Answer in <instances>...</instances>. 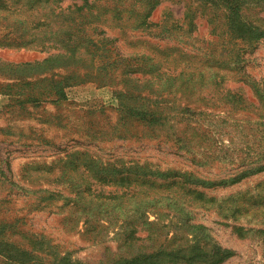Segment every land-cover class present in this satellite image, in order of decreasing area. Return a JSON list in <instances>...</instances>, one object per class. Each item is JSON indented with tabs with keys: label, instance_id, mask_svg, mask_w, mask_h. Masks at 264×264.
<instances>
[{
	"label": "rangeland",
	"instance_id": "374dc122",
	"mask_svg": "<svg viewBox=\"0 0 264 264\" xmlns=\"http://www.w3.org/2000/svg\"><path fill=\"white\" fill-rule=\"evenodd\" d=\"M188 1L151 12V30L173 31L164 39L102 7L82 12L80 0L0 10V232H25L32 240L9 238L28 249L43 242L36 264L190 251L197 240L235 251L223 264H264V36L243 39L224 20L191 14ZM245 15L264 29V7ZM77 22L102 30L94 56L82 54ZM148 55L186 73L181 93L170 80L153 91ZM126 100L152 104L160 120L128 116ZM105 200L123 205L103 221L110 229L97 222ZM116 231L131 235L130 248Z\"/></svg>",
	"mask_w": 264,
	"mask_h": 264
},
{
	"label": "trees",
	"instance_id": "16d2710c",
	"mask_svg": "<svg viewBox=\"0 0 264 264\" xmlns=\"http://www.w3.org/2000/svg\"><path fill=\"white\" fill-rule=\"evenodd\" d=\"M76 1V0H74ZM81 5L78 7V10L84 11V9H99L102 7L103 13L112 15L115 20L120 22H127L128 25L133 27L135 30L143 29L146 27V30L149 34L154 35L155 37L165 38L167 35L173 36V31L168 29L165 26L158 27L156 30H151L152 27H155L153 23L148 21V18L151 15V12L156 8V6L162 1L166 0H106V3L101 6H97V0H80ZM171 1V0H170ZM176 1H185V0H176ZM9 0H0V10H2L5 6H7ZM124 3L126 5H124ZM187 6V5H186ZM194 6V7H193ZM264 7V0H189L188 1V11L191 14H199L200 16H206L209 23L217 24L218 21L224 20L236 30L243 39L252 40L258 39L264 36V29L259 27L256 20L249 19L248 16L245 15V11L250 9V7ZM88 14V13H87ZM90 15V14H88ZM78 31L83 33L80 36L83 40L82 45L80 46L82 50V54L85 56H94L97 52V45L99 44L100 38L94 40L93 35L97 32H102L99 29L98 24L94 26L92 23H82L77 22ZM88 26H92L90 29L89 36L86 35L83 31L86 30ZM152 32V33H151ZM103 38V37H102ZM101 38V39H102ZM106 38L104 37L101 40L102 45L99 47V50L109 51L105 48L107 45ZM164 50H167L165 48ZM70 53L75 55V51L70 50ZM172 53L168 56H171ZM168 59L158 60L157 57H152L150 55L147 56L146 68L151 75L150 82L153 83V91L163 89H170L172 85L168 83V81H174V86L176 87V92L181 93L178 90L180 86L186 83L185 75L186 73L182 71L181 73H170L167 70H170V66H167ZM28 64L27 63H20ZM141 64V63H140ZM135 70L133 73L139 72V69L143 67V65H134ZM177 69L174 68L173 71ZM145 75V71L142 72ZM168 74V75H167ZM109 75V73H108ZM132 80L139 81L143 79L141 77H131ZM56 92L55 94L60 99L63 95L62 88L54 86L53 87ZM157 88V89H156ZM123 109L128 116L137 117L135 119L142 120L148 122L150 124L158 123L160 118L157 116V113L150 108L153 109L152 104H148L145 102L138 103L137 101L126 100L125 103H122ZM150 106V107H149ZM109 198V197H108ZM123 206L122 203H116L113 201H102L100 205L97 207V212L99 217L97 222L99 226L108 228L107 225L103 224V221H106L107 224H113L114 218H116L113 214V211ZM126 217L123 218V222L125 223ZM88 221L86 219L85 224ZM93 230V229H90ZM89 230V231H90ZM20 234L23 238H27L28 240H32L31 238L26 237V233L22 231H13V229H6L5 231L0 232V264H36V260L38 256H36L33 250L35 244L36 248H41L43 251L44 243L38 240L33 241L34 246L32 249H28L25 247H21L17 241H12L10 239V235ZM130 236H125L124 231H116L115 239L124 241L125 246H131L129 242ZM114 239V238H113ZM203 242V241H202ZM197 240L192 250L187 251L184 248H176L171 250H166L162 248H158L155 251H146L145 248L141 249L134 254L126 253L124 255H120L112 261L101 264H223L228 259L234 257L236 255L235 251L224 248L219 244L214 243L211 247L208 243H202ZM128 243V244H127ZM147 248V247H146ZM45 250V249H44ZM57 260V261H56ZM56 260L54 259L50 264H83L80 261L72 260L68 255L64 254V256L57 255Z\"/></svg>",
	"mask_w": 264,
	"mask_h": 264
}]
</instances>
